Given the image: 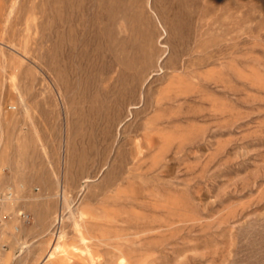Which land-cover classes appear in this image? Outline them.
<instances>
[{
  "label": "rangeland",
  "instance_id": "rangeland-1",
  "mask_svg": "<svg viewBox=\"0 0 264 264\" xmlns=\"http://www.w3.org/2000/svg\"><path fill=\"white\" fill-rule=\"evenodd\" d=\"M0 139V264H264V0H0Z\"/></svg>",
  "mask_w": 264,
  "mask_h": 264
},
{
  "label": "bare ground",
  "instance_id": "bare-ground-1",
  "mask_svg": "<svg viewBox=\"0 0 264 264\" xmlns=\"http://www.w3.org/2000/svg\"><path fill=\"white\" fill-rule=\"evenodd\" d=\"M130 64V63H129ZM129 66V65H128ZM6 121H9V119H8V117L6 118ZM0 141H1V139H0ZM8 198L6 197L5 198V200H7ZM1 200V199H0ZM61 217V216H60ZM79 226V225H78ZM15 230H17V231H19V229L16 227L15 228ZM54 246V245H53ZM60 248V245L57 243V244H55V247H54V251L53 252H51V255L57 250V249H59ZM94 257V256H93Z\"/></svg>",
  "mask_w": 264,
  "mask_h": 264
}]
</instances>
